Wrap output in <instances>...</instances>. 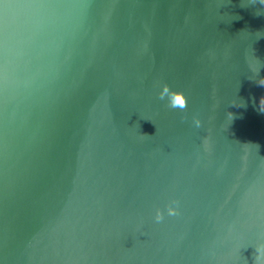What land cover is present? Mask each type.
<instances>
[{
	"label": "water",
	"instance_id": "water-1",
	"mask_svg": "<svg viewBox=\"0 0 264 264\" xmlns=\"http://www.w3.org/2000/svg\"><path fill=\"white\" fill-rule=\"evenodd\" d=\"M0 264H264V0H0Z\"/></svg>",
	"mask_w": 264,
	"mask_h": 264
}]
</instances>
